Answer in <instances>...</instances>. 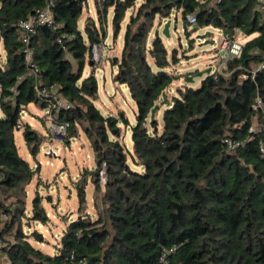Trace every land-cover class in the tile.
I'll list each match as a JSON object with an SVG mask.
<instances>
[{
    "label": "trees",
    "instance_id": "16d2710c",
    "mask_svg": "<svg viewBox=\"0 0 264 264\" xmlns=\"http://www.w3.org/2000/svg\"><path fill=\"white\" fill-rule=\"evenodd\" d=\"M86 2L54 0V28L38 26L30 41L42 85H54L68 106L54 114L67 124L64 145L82 134L94 160L75 183L77 217L50 255L29 241L42 242L38 233L23 232L24 220L45 225L48 217L38 197L25 215L39 168L19 155L14 139L21 129L32 157L43 142L20 119L29 104L44 109L47 97L35 94L16 29L45 2L0 0V264H264V13L253 0L94 1L98 23L111 12L114 40L127 17L120 58L111 63L136 109L128 150L118 126H129L127 119L100 112L95 76L83 74L86 64L93 68L91 46L104 37L93 18L80 29ZM173 11L185 29L192 16L226 37H253L226 63V75L210 72L197 88L168 96L177 77L166 69L177 59L168 61L157 31L149 44L147 37L155 17ZM225 139L236 147L229 150ZM89 183L93 213L86 212Z\"/></svg>",
    "mask_w": 264,
    "mask_h": 264
},
{
    "label": "rangeland",
    "instance_id": "374dc122",
    "mask_svg": "<svg viewBox=\"0 0 264 264\" xmlns=\"http://www.w3.org/2000/svg\"><path fill=\"white\" fill-rule=\"evenodd\" d=\"M94 1L87 0L78 25L82 29L83 23L89 17L94 19L98 27L99 23H101L100 25L104 31V37L101 40L104 43V62L100 68H92L89 64H86L83 74L87 76L93 72L95 76L97 99L94 105L100 112L103 115L110 116H117L122 113L127 119L129 126H125L121 122L118 124L121 135L119 141L128 150H131L130 125L134 124L136 109L134 102L129 96L127 87L114 82L113 79L117 70L111 63L112 59L120 58L123 44L122 37L127 17L122 22L121 32L114 40L110 22L111 12H108L105 21L98 23ZM138 4L139 1L136 3L135 8ZM127 15H129V12ZM166 21H170L169 37L162 35L163 25ZM155 31L158 32L167 51L168 61L171 62L173 56L177 59L176 64H170L166 69L172 76L177 77L170 86L168 96L173 95L177 87L184 85L197 88L205 75L202 77H195V75L207 68H211V73H224V60L227 58V54L225 50L220 49L223 34L219 30H215L210 26L199 27L195 23L187 24L185 29L180 12L173 11L167 19L160 20L159 17H155L147 37L148 44ZM207 32L213 33L211 38L213 44L201 45L198 36ZM233 36L235 41L242 44L249 38L244 37L238 31H235ZM250 37L252 38L253 36ZM2 59L3 53L0 49V63ZM148 62L151 63L149 58ZM189 77H193V82H185ZM30 108L36 117L32 119L27 117L25 121L43 140L38 153L34 157L30 155L24 143L21 129L16 130L14 133L19 155L34 169L39 168L38 174L26 189L25 215L27 218L31 217V203L35 197H38L40 206L45 211L48 221L45 225H42L36 221L24 220L23 232L27 234L38 233L42 238V242H36L32 237L29 238V241L34 247L39 248L44 253L53 255L57 250L66 224L77 217L78 198L75 191V183L82 170H92L94 168L93 152L82 134L71 140L68 147L64 145L62 135L50 136L46 129L47 123L42 120L46 111L32 106ZM158 118H160L159 114ZM53 152L55 154H50ZM92 196L93 187L89 183L85 189V198L88 205L87 213H93L91 207Z\"/></svg>",
    "mask_w": 264,
    "mask_h": 264
},
{
    "label": "built area",
    "instance_id": "2783aa9c",
    "mask_svg": "<svg viewBox=\"0 0 264 264\" xmlns=\"http://www.w3.org/2000/svg\"><path fill=\"white\" fill-rule=\"evenodd\" d=\"M99 1V0H97ZM101 1V0H100ZM256 4L257 10L264 13V0H253ZM44 7L38 11L35 15L28 17V19L20 22L16 29L17 40L24 46V63L28 69L29 74L33 76V85L36 96L39 98L47 97L46 107L43 109L46 111L43 121L47 123V132L50 136L66 134L67 124L56 123L54 121V114H56L60 108H67L66 102L57 95L56 87L54 85L43 86L39 77V69L37 65L33 63V53L30 48L31 37L34 35L38 26H53L51 8L53 6L54 0H44ZM188 23H195V19L192 16L187 17ZM54 28V26H53ZM219 30V29H215ZM221 33L222 31L219 30ZM223 34V33H222ZM242 43L235 41L234 36L226 37L223 35V38L220 43V49L225 50L227 58L224 60V67L226 69V63L233 59L238 58L241 54ZM104 43L101 41L95 43L91 46L90 49V63L93 65V68H100L104 62L103 56ZM216 73V72H214ZM222 74V72L216 73ZM257 105H260V101H257ZM25 115V109L21 111L20 119ZM224 143L229 150H233L236 145L229 139H225ZM52 152V151H51ZM50 154H55L50 153ZM101 181L104 182L103 171L100 172ZM1 247V241H0ZM0 258H3V255L0 251Z\"/></svg>",
    "mask_w": 264,
    "mask_h": 264
},
{
    "label": "water",
    "instance_id": "95a60500",
    "mask_svg": "<svg viewBox=\"0 0 264 264\" xmlns=\"http://www.w3.org/2000/svg\"><path fill=\"white\" fill-rule=\"evenodd\" d=\"M169 26H170V21H166L163 25L162 35L165 37H169V34H168ZM212 36H213V33L207 32L203 35L198 36V39L201 41V45H207V44L212 45L213 44V41L211 40ZM210 72H211V68H207L203 71L198 72L195 75V77H202L203 75H208ZM185 82H193V77L187 78ZM157 110H158L157 105L151 110V113H150L151 120L154 119Z\"/></svg>",
    "mask_w": 264,
    "mask_h": 264
},
{
    "label": "crops",
    "instance_id": "0c3cea01",
    "mask_svg": "<svg viewBox=\"0 0 264 264\" xmlns=\"http://www.w3.org/2000/svg\"><path fill=\"white\" fill-rule=\"evenodd\" d=\"M250 38H251V37H249L248 40H249ZM1 51H2V50H1ZM30 106H32V107L38 109V107L35 106V105H33V104H29V105H27V107L25 108V115L22 116V120H21V123H22V124H23V123H24V124H28V123L25 121V118L30 117V119H32V118L36 117V116L32 113ZM42 119H43V118H42ZM28 125H29V124H28ZM29 126H30V125H29Z\"/></svg>",
    "mask_w": 264,
    "mask_h": 264
}]
</instances>
